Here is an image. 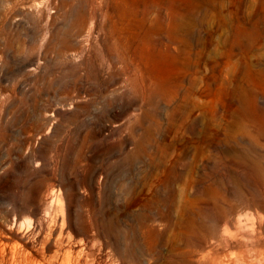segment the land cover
<instances>
[{
    "label": "rangeland",
    "instance_id": "374dc122",
    "mask_svg": "<svg viewBox=\"0 0 264 264\" xmlns=\"http://www.w3.org/2000/svg\"><path fill=\"white\" fill-rule=\"evenodd\" d=\"M55 217L103 262L264 264V0H0V254Z\"/></svg>",
    "mask_w": 264,
    "mask_h": 264
},
{
    "label": "bare ground",
    "instance_id": "6f19581e",
    "mask_svg": "<svg viewBox=\"0 0 264 264\" xmlns=\"http://www.w3.org/2000/svg\"><path fill=\"white\" fill-rule=\"evenodd\" d=\"M155 221L154 218L150 219L149 217L146 222L144 221L142 223L144 229L143 232L147 237H156L158 235L154 226ZM47 233L48 237L46 240V246L42 245L40 247H34L25 243V247L18 253L16 252L17 249L15 250L14 247H11L7 257L2 253L0 254V264H16V261H19V264H117L116 260L120 259L121 261V259L127 258L124 254H120L121 251L119 252V250L117 251L115 249L114 244L108 242L100 244L102 251L112 252L111 259L108 262H103L101 257H94L93 254H91L92 257H89L90 255L86 250L88 248L87 245L93 242L94 239L91 242L87 239V244L85 245H81L78 241H71L70 236L64 228V220L61 218L55 217L52 220V223L47 226ZM23 237V235H20L21 239ZM3 245L6 246L7 243H4ZM131 260L133 261V264H145L138 258H135L134 260L132 258Z\"/></svg>",
    "mask_w": 264,
    "mask_h": 264
}]
</instances>
